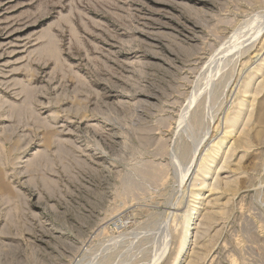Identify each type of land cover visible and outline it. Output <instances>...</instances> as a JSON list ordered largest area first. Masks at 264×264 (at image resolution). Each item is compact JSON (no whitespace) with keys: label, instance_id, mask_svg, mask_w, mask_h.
Segmentation results:
<instances>
[{"label":"rangeland","instance_id":"rangeland-1","mask_svg":"<svg viewBox=\"0 0 264 264\" xmlns=\"http://www.w3.org/2000/svg\"><path fill=\"white\" fill-rule=\"evenodd\" d=\"M0 264H264V0H0Z\"/></svg>","mask_w":264,"mask_h":264},{"label":"bare ground","instance_id":"bare-ground-1","mask_svg":"<svg viewBox=\"0 0 264 264\" xmlns=\"http://www.w3.org/2000/svg\"><path fill=\"white\" fill-rule=\"evenodd\" d=\"M261 50V49H260ZM250 77H251V74L249 75V74H247V79H245V80H249L250 79ZM246 83V82H245ZM227 120V122L226 123H228L229 122V118H226ZM206 158L204 157V158H202V159H200L201 161H200V163L198 164V167H197V170H196V175H194V180H200V177L199 176H202V175H205V174H208V171H209V167L207 166V161L205 160ZM210 159V158H209ZM194 180H192V182L194 181ZM201 181V180H200ZM194 182H196V181H194ZM190 183H191V181H190Z\"/></svg>","mask_w":264,"mask_h":264}]
</instances>
